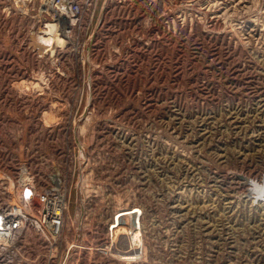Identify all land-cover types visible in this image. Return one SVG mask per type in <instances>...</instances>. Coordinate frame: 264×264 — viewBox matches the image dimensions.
<instances>
[{
  "label": "rangeland",
  "instance_id": "obj_1",
  "mask_svg": "<svg viewBox=\"0 0 264 264\" xmlns=\"http://www.w3.org/2000/svg\"><path fill=\"white\" fill-rule=\"evenodd\" d=\"M43 2L0 0V197L58 171L67 264H264V0H97L54 51Z\"/></svg>",
  "mask_w": 264,
  "mask_h": 264
},
{
  "label": "built area",
  "instance_id": "obj_2",
  "mask_svg": "<svg viewBox=\"0 0 264 264\" xmlns=\"http://www.w3.org/2000/svg\"><path fill=\"white\" fill-rule=\"evenodd\" d=\"M53 1L58 3L60 0ZM67 2L69 13L65 21L58 18L53 7H47L54 17L52 20L60 28L69 29L68 33L72 32V27L80 30L87 28L83 26V20H92L97 0ZM47 4L50 6L52 0H48ZM68 18H74L70 25H66ZM53 183L40 191L29 178L28 184H22L16 202L0 197V264H67L61 262L59 243L65 233L62 213L68 210L69 191L64 182L61 189L55 188ZM34 209L36 215L31 213ZM12 230L15 232L12 233Z\"/></svg>",
  "mask_w": 264,
  "mask_h": 264
},
{
  "label": "bare ground",
  "instance_id": "obj_3",
  "mask_svg": "<svg viewBox=\"0 0 264 264\" xmlns=\"http://www.w3.org/2000/svg\"><path fill=\"white\" fill-rule=\"evenodd\" d=\"M45 2V7L47 9V7H50L52 9V7L54 9H52L56 15L58 16L59 19L65 21L66 20V14L68 16L69 13V4L67 2V0H60L58 3H55L52 0V4H47L48 0H42V2ZM43 2V4H44ZM42 4V5H43ZM74 21V18H68L67 19V23L66 25L69 23V25ZM50 28L47 30V32H43L45 31L44 29H40V31H38V33L43 34V36L41 35H37L34 37V47L38 48L40 47V49L44 50H52L55 49V47H53L54 43L56 44H60L65 42V39L62 37L61 33H63L66 37L68 36V30L69 29H63L60 28L58 26V24L56 22H54L52 20ZM46 27V26H45ZM60 29H59V28ZM43 30V31H42ZM68 33V34H67ZM39 46H37V45ZM55 44V45H56ZM39 49V50H40ZM249 177V175H242L241 177ZM20 178H21V182L22 184H28L29 183V176L27 173V170L25 167L21 168L20 171ZM250 178V177H249ZM250 183H248L249 188L252 185L251 189L256 190V192L258 191L257 189H259V187H261V185H259V183H257L256 181H254V178L251 177ZM50 182L54 181L53 184H55V188L57 189H61L62 188V184H63V177L61 176V174L58 173V171L55 172V174L49 179ZM65 186V184H64ZM264 186V185H263ZM261 189V188H260ZM262 190V189H261ZM258 193V192H257ZM262 193V192H261ZM259 192V194H261ZM264 194V193H263ZM17 199L14 200H7L10 202H16ZM136 212V209L132 210V209H127L125 211H123L121 214L124 216V224L120 225L118 223V219L114 222H117L116 224L111 225V233H110V244L106 246L107 249H110L111 251H113L114 253H121L122 255H130V256H126V258H131L132 260L136 259L135 253H137L139 251V247L142 244V234L139 228V219L136 217V215L132 216V213ZM123 219V218H122ZM11 227V226H8ZM15 231L12 230V233H14ZM140 245H137L139 244ZM133 250L128 251V250ZM118 253V254H119ZM133 253V254H132Z\"/></svg>",
  "mask_w": 264,
  "mask_h": 264
},
{
  "label": "water",
  "instance_id": "obj_4",
  "mask_svg": "<svg viewBox=\"0 0 264 264\" xmlns=\"http://www.w3.org/2000/svg\"><path fill=\"white\" fill-rule=\"evenodd\" d=\"M244 178H245V179H246V181L248 182V180H249V179H248L246 176H245Z\"/></svg>",
  "mask_w": 264,
  "mask_h": 264
}]
</instances>
